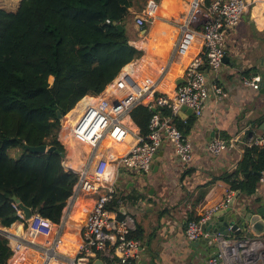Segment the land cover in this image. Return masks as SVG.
Wrapping results in <instances>:
<instances>
[{"label":"crops","instance_id":"1","mask_svg":"<svg viewBox=\"0 0 264 264\" xmlns=\"http://www.w3.org/2000/svg\"><path fill=\"white\" fill-rule=\"evenodd\" d=\"M21 1L0 0V8L16 12ZM193 3L196 0H161L153 13L155 20L146 24L145 30L136 25V8L130 10L133 15L127 26L130 45L143 54L127 65L126 71L135 65L138 82L149 79L155 84L153 97L169 98L175 117L182 124L193 120L187 135L193 147L189 164H184L164 140L149 173L117 171L112 166L107 169V180H112L117 192L108 205L111 217L117 221L131 217L135 226L133 236L142 244L140 257L131 264H207L215 251L209 246H198L186 237L190 218L205 214L225 198L230 187L223 177L235 169L245 147L264 145V0H245L247 8L239 25L226 34L221 70L214 74L207 67L204 69L209 84L219 85L227 96L222 101L210 98L199 118L195 113L179 116L181 106L176 101L177 88L185 82L187 65L203 49L201 28L190 34H184L182 29ZM14 4H17L15 10ZM255 76L262 78L258 91L243 84L244 78ZM115 82L117 79L98 96H86L64 118L70 114L71 120L76 118L92 97L105 96L111 102L126 97L127 90L116 91ZM153 97L148 96L145 103ZM173 122L177 126L174 119ZM130 124L135 133H140L132 118ZM65 127L58 136L66 150L65 169L78 175L83 173L87 183L93 182L96 160L90 158L94 152L69 136ZM218 138L237 141L215 157L208 152L207 145ZM134 143V138L123 145L108 140L100 151L109 155L123 152ZM235 196V207L253 206L257 212L264 199V183L260 182L250 197L240 193ZM96 198L84 193L71 197L61 223L50 234L36 236L34 240L27 234L28 223L23 221L5 229L10 234V248L23 243L8 264H71L82 246L83 230ZM100 259L109 264L108 259Z\"/></svg>","mask_w":264,"mask_h":264},{"label":"trees","instance_id":"2","mask_svg":"<svg viewBox=\"0 0 264 264\" xmlns=\"http://www.w3.org/2000/svg\"><path fill=\"white\" fill-rule=\"evenodd\" d=\"M142 1L147 0H22L16 12L0 8L1 229L19 221L13 198L32 214L61 223L79 175L63 165L66 150L58 139V112L66 117L86 96L102 94L142 57L127 33L130 10ZM156 114L171 117L172 110L154 113L144 105L132 110L142 136L149 134ZM174 121L187 137L193 120L184 125L177 116ZM41 146L55 151L39 155L26 150ZM259 174H264V145L254 144L244 148L242 159L223 180L230 190L250 197L259 187ZM9 243L0 235V264L13 257Z\"/></svg>","mask_w":264,"mask_h":264},{"label":"built area","instance_id":"3","mask_svg":"<svg viewBox=\"0 0 264 264\" xmlns=\"http://www.w3.org/2000/svg\"><path fill=\"white\" fill-rule=\"evenodd\" d=\"M247 5L245 0H196L192 5L190 15L183 25V33H196L201 28L203 37L202 52L194 57L185 70V82L177 88L176 101L182 106L194 110L199 118L203 115L210 98L222 101L226 92L217 84H209L204 69L207 67L214 74H218L223 66L225 57V40L228 31L235 29L245 13ZM158 4L149 2L141 15L135 18L140 30L146 27L149 19L154 18L153 13ZM194 9V10H193ZM196 26L195 29L191 26ZM137 67L134 65L128 71L122 70L115 82L116 91L127 90L126 97L111 102L107 97H92L83 112L66 123L67 134L74 140L89 147L93 154L90 160H96L94 181L87 183L85 175L79 174V181L74 189L73 198L81 193L92 194L97 198L87 218L83 230V242L75 260L71 264H92L96 259L106 258L109 264H131L140 257L142 244L134 239V220L126 217L120 221L111 217L108 205L115 199L116 189L112 180H107V169L112 166L114 170H128L138 173H149L153 160L160 150L163 141L167 140L172 146L175 155L184 163L189 164L193 157L191 141L174 124L176 116L173 102L164 95L153 97L155 84L149 79L143 83L137 81ZM262 78L255 76L244 78L243 84L255 91L260 90ZM153 99L145 103V99ZM139 105L148 108H167L172 110L171 117L154 115L150 121L149 134L142 136L131 129V112ZM130 138L135 143L123 152L105 154L100 151L102 144L108 140L126 144ZM233 139L227 142L218 138L207 145L208 152L218 157L226 152ZM263 141L258 142L262 144ZM109 150V149H107ZM264 183V174L260 179ZM235 192L229 190L225 199L209 208L199 221H190L186 227V237L190 241L209 239L215 246L214 255L207 264H264V234L255 235L251 229L240 236L223 237L221 234L210 235L203 229L205 222L215 212L230 207ZM17 210L19 221L28 223L27 234L34 240L36 236L48 235L55 226L48 219L39 214H32L26 220L19 206ZM10 242V241H9ZM23 247L19 242L13 246V256Z\"/></svg>","mask_w":264,"mask_h":264},{"label":"water","instance_id":"4","mask_svg":"<svg viewBox=\"0 0 264 264\" xmlns=\"http://www.w3.org/2000/svg\"><path fill=\"white\" fill-rule=\"evenodd\" d=\"M118 28L123 31L121 26ZM224 61V60H223ZM162 108H153L152 111L157 113L161 111ZM194 110L187 106H182L179 111V116L185 117L194 115ZM58 118L61 121L62 127L66 126L65 118L62 116L60 112H58ZM26 150L31 151L32 153L45 155L47 153H52L55 151L54 147L48 148L47 146L41 147H26ZM62 157L65 158V155L62 154ZM156 157V156H155ZM262 176V174H259ZM236 196L233 198V201L230 207L226 210H220L215 212L208 220L205 222L203 229L206 233L212 235L221 234L223 237L230 236H240L247 232L248 229L255 235H263L264 234V199L260 203V208L257 212H255V208L253 206H242L235 207ZM13 200L19 204L20 209L23 211L26 220H30L32 216V210L30 208L25 207L20 203L19 200L13 198ZM0 235L10 239V234L7 233V230L0 229ZM195 244L204 245L211 247L212 250H215V246L210 243L209 239L195 241ZM92 264H105L101 259L95 260Z\"/></svg>","mask_w":264,"mask_h":264},{"label":"rangeland","instance_id":"5","mask_svg":"<svg viewBox=\"0 0 264 264\" xmlns=\"http://www.w3.org/2000/svg\"><path fill=\"white\" fill-rule=\"evenodd\" d=\"M151 1H154V0H147L146 2H140V8H143L142 9V11H140L139 10V7L136 9V11L135 12H137V14H136V17L137 16H139V15H141V13L147 8V5L149 4V2H151ZM155 2V1H154ZM156 3V2H155ZM156 4H158V5H160L159 3H156ZM188 5H191V1H188ZM16 6H17V4H14V10L16 9ZM7 11H9V12H13V11H10V10H7ZM15 12V11H14ZM132 15V14H131ZM133 16V15H132ZM159 16V15H158ZM135 16H134V18H136ZM160 17V16H159ZM130 19H132V17L130 18ZM135 20V19H134ZM155 20V17L154 18H152V19H149L148 20V22H147V25L148 24H150V23H152L153 21ZM129 23H130V20H129ZM128 23V24H129ZM87 148V147H86ZM87 150L89 151V148H87ZM55 256V255H54Z\"/></svg>","mask_w":264,"mask_h":264},{"label":"bare ground","instance_id":"6","mask_svg":"<svg viewBox=\"0 0 264 264\" xmlns=\"http://www.w3.org/2000/svg\"><path fill=\"white\" fill-rule=\"evenodd\" d=\"M65 121H66V120H65ZM50 251H51V250H50ZM50 253H51V252H50ZM52 255L54 256V255H55V253L53 252V253H52Z\"/></svg>","mask_w":264,"mask_h":264}]
</instances>
